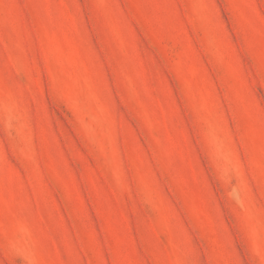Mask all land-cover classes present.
I'll return each mask as SVG.
<instances>
[{
  "label": "rangeland",
  "instance_id": "rangeland-1",
  "mask_svg": "<svg viewBox=\"0 0 264 264\" xmlns=\"http://www.w3.org/2000/svg\"><path fill=\"white\" fill-rule=\"evenodd\" d=\"M0 264H264V0H0Z\"/></svg>",
  "mask_w": 264,
  "mask_h": 264
}]
</instances>
